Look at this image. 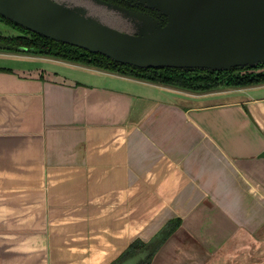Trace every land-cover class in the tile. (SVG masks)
<instances>
[{
    "label": "crops",
    "instance_id": "0c3cea01",
    "mask_svg": "<svg viewBox=\"0 0 264 264\" xmlns=\"http://www.w3.org/2000/svg\"><path fill=\"white\" fill-rule=\"evenodd\" d=\"M39 62V63H37ZM264 83L195 92L0 51V264H264Z\"/></svg>",
    "mask_w": 264,
    "mask_h": 264
},
{
    "label": "water",
    "instance_id": "95a60500",
    "mask_svg": "<svg viewBox=\"0 0 264 264\" xmlns=\"http://www.w3.org/2000/svg\"><path fill=\"white\" fill-rule=\"evenodd\" d=\"M136 3L158 11L161 19L105 0H0V16L46 38L139 68L228 71L264 63V0ZM0 34L23 36L2 21ZM0 49L18 47L0 40ZM258 157H264V150ZM152 247L150 242L109 264H137Z\"/></svg>",
    "mask_w": 264,
    "mask_h": 264
},
{
    "label": "trees",
    "instance_id": "16d2710c",
    "mask_svg": "<svg viewBox=\"0 0 264 264\" xmlns=\"http://www.w3.org/2000/svg\"><path fill=\"white\" fill-rule=\"evenodd\" d=\"M0 21L10 25L23 34V36L12 37H4L0 35V39L3 41H10L19 46L20 49L18 48V50L32 55L56 58L148 82L195 92L210 91L222 86L242 87L264 83V63L254 67H235L228 71H210L188 68L180 69L173 67L139 68L125 63L114 62L100 53L90 52L74 45L46 38L16 25L1 16ZM161 21L164 23L165 19ZM178 226L179 221L175 223L170 222L158 231L149 242H143L139 239L133 240L125 251L115 260L121 259L126 253L134 248H144L147 243L152 242L153 247L147 262L145 263L149 264L151 256H153L156 250L168 239Z\"/></svg>",
    "mask_w": 264,
    "mask_h": 264
},
{
    "label": "flooded vegetation",
    "instance_id": "af4514ba",
    "mask_svg": "<svg viewBox=\"0 0 264 264\" xmlns=\"http://www.w3.org/2000/svg\"><path fill=\"white\" fill-rule=\"evenodd\" d=\"M105 1H108V2H111V3H114V4H117V5H120V6H123V7H126V8H129V9H133V10H139V11H142V12H146V13H149L150 15H152V16H154V17H156V18H161L162 16L158 13V11H156V10H154V9H151V8H147V7H145V6H143V5H141V4H138V3H136V0H105ZM1 35V34H0ZM1 41H3L2 39H0ZM3 42H5V43H12V42H10V41H3ZM13 44V43H12ZM14 45H16V44H14ZM17 46V45H16ZM18 48H19V46H17ZM20 49V48H19ZM18 50V49H17ZM151 240V239H150ZM149 240V241H150ZM149 241H147V242H149ZM153 244V243H152ZM147 245H148V243H147ZM146 245V246H147ZM145 246V247H146ZM144 247V248H145ZM141 249H143V248H134V249H132V250H130L128 253H126L121 259H124L125 257H127V256H130V255H132V254H134V253H136L137 251H139V250H141ZM150 253H151V251H150ZM150 253L146 256V258L145 259H143V260H141V261H139L137 264H145L146 262H147V259H148V257L150 256ZM154 255V254H153ZM152 257L153 256H151V260H152ZM118 258V257H117ZM116 258V259H117ZM151 260H150V263H151ZM149 263V264H150Z\"/></svg>",
    "mask_w": 264,
    "mask_h": 264
},
{
    "label": "rangeland",
    "instance_id": "374dc122",
    "mask_svg": "<svg viewBox=\"0 0 264 264\" xmlns=\"http://www.w3.org/2000/svg\"><path fill=\"white\" fill-rule=\"evenodd\" d=\"M79 1H80V0H79ZM0 51H3V52H13V53L18 52L19 54H21V53H25V52H23V51H21V50H2V49H0ZM37 63H39V62H37Z\"/></svg>",
    "mask_w": 264,
    "mask_h": 264
}]
</instances>
